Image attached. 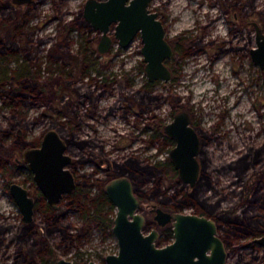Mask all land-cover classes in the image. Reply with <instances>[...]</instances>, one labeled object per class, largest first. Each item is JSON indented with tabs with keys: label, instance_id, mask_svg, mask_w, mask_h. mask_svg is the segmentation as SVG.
I'll use <instances>...</instances> for the list:
<instances>
[{
	"label": "rangeland",
	"instance_id": "1",
	"mask_svg": "<svg viewBox=\"0 0 264 264\" xmlns=\"http://www.w3.org/2000/svg\"><path fill=\"white\" fill-rule=\"evenodd\" d=\"M85 1L43 0L32 9L29 25L38 26L33 36L46 39L37 55V63L41 64L45 76L49 70L58 73L56 71L60 66L50 63L46 57L57 33L59 19L68 21L75 17L82 18ZM233 1L236 0L151 2V9L159 13V18L165 25L167 37L171 40L183 35L191 37L196 43L197 52L178 63L180 69L169 81L158 80L154 87H145L152 90L150 95H160L161 99L151 104L152 111L144 113L136 103L135 96L130 97L129 94H135L149 81L141 52V37L136 36L128 47H121L118 40L114 39L112 48L101 54L98 51L101 32L87 34V31L84 33L82 30L85 34L83 36L72 33V51L76 52L80 46L91 45L95 52L92 56L95 59L92 61V76L97 69L102 68L105 76L115 72L123 81L130 82L126 90L116 83L110 84L106 90L100 87L95 93L101 90L103 94L93 103L87 99L84 101L82 96H74L79 107L80 122L78 125H67L63 132L66 133L65 139L72 140L67 152L74 157L71 168L76 170L80 183L77 193L83 202H88L90 196L97 195L101 190L102 183L98 180H105L107 166L103 159L122 162L134 154L143 162H155L163 161L170 155L175 143L161 134L154 139L152 133L155 128L154 132H157L159 123L164 125L172 120L174 110H188L193 121L197 122L196 126L209 133V137L204 138L206 144L202 147L203 155L200 159L202 163H206V175L212 189L205 190L203 185L200 191L203 196L224 195L228 200H236L242 183L230 165L251 151L258 152L257 168H264V69L256 65L251 56V49L257 47L255 23L264 32V0H254L251 5H248L251 3L249 0H238L235 6ZM242 3L246 7L242 8ZM85 38L93 40L87 43ZM172 60L167 61L170 69ZM21 61L12 60L7 67L11 71L18 70ZM0 63L2 64V60ZM101 82L98 77V83ZM168 86L181 98V105L176 109L170 103ZM94 89L91 86L90 90ZM144 92L143 89L140 93ZM59 93L55 92L57 98ZM55 94H49L51 105L28 102L16 122L10 108L2 106L3 100L0 99V127L14 122L16 126L23 127L28 139L41 141L49 128L57 129L60 120L64 119L50 107H58L60 104L59 99H55ZM152 113L156 116L155 120ZM81 140L101 145L102 150L96 147L93 152H88L75 143ZM23 149H14L15 155L11 162H16V158L21 157ZM12 182L21 183L37 201L40 200V190L33 173L25 165L10 174L9 180L0 170V264H9L16 259L18 250L14 236L24 224L21 210L10 193L9 186ZM170 185V179L166 178L163 188H170L168 194L181 188V185L176 188ZM263 192L264 187L255 197L250 214L264 219ZM154 203L167 211H173L170 206L143 201L141 211L153 228L158 227L154 219L155 212L151 210ZM116 211L113 208L109 216H115ZM178 211L194 213L195 209ZM43 218L44 210L40 206L36 209L35 220L40 222ZM82 221L78 209H72L60 217L58 225L61 229L56 230L50 238L56 260L63 258L76 263L83 259V262L89 260L88 262L106 264V255L118 252L116 236L110 227L93 220L90 231L77 237ZM164 229L159 227L160 232ZM218 232L225 239V229L218 227ZM66 233H73L75 236H67ZM255 238L244 236L234 241L233 244L239 246L234 250L229 249L227 264H264V248L254 241Z\"/></svg>",
	"mask_w": 264,
	"mask_h": 264
},
{
	"label": "trees",
	"instance_id": "2",
	"mask_svg": "<svg viewBox=\"0 0 264 264\" xmlns=\"http://www.w3.org/2000/svg\"><path fill=\"white\" fill-rule=\"evenodd\" d=\"M237 1H233L232 4L237 5ZM249 1L251 3L248 5H251L254 0ZM6 7L11 9L7 10ZM241 7L246 6L242 3ZM0 10H2L0 18V60H2V64L0 63V99L3 100L2 106L10 108L15 122L28 102H44L51 105L49 94L54 95L56 91H59V97L57 98L55 94V99H59L60 104L58 107H50L64 118L60 120V126L57 129L62 135H65L63 129L66 130L67 125L72 126V123L78 125L80 122L79 107L74 100L75 95L82 96L85 98L84 101L87 99L93 103L102 94L101 90L99 93H95L100 87L106 90L110 84L116 83L126 90L130 85L128 80L123 81L115 72L109 76H103L102 83L99 84L98 77L102 75L100 69L95 77L87 80L93 68L92 61L95 59L92 56L95 52L91 45L80 46L76 52L72 51L70 43L72 40L69 38L74 31L83 36L85 32L83 33L82 30L85 28L88 31L92 30L91 26L80 17L60 22L58 33L63 38H58L49 47L46 54L50 63L60 66L56 71L58 73L49 70L45 76L41 71V65L37 63L39 46L44 40L39 38L35 43L33 38L22 36L21 27L25 25L24 13H18L19 8H14L11 2L0 0ZM17 36L20 38H16ZM85 39L87 43H91L93 40V38ZM172 42L176 47L172 66L176 71L179 68L178 63L194 55L197 50L196 43L191 37L177 36L172 39ZM12 60L21 61L18 70L11 71L7 67ZM108 80L110 84H107ZM92 85L95 86L93 91L90 90ZM155 85L156 82H146L135 94L129 93L130 97L135 96V101L142 110H150L151 104L161 99L160 95H150L151 89H145V87L152 88ZM143 89L145 92L141 94ZM168 89L170 102L176 109L180 106L181 98L172 91L171 86H168ZM67 141L68 143L72 142L71 139H67ZM39 143L40 139H28L23 127L16 126L14 122L6 127H0V170L8 177V180L10 174L19 169L17 162H11L15 155L14 149L36 146ZM75 143L88 152H93L94 148L98 146L89 140L75 141ZM99 147L102 150V146ZM257 154L258 152L251 151L230 165L242 183H239L240 190L237 192L236 200H228L224 195L205 197L200 194L203 185L205 190L212 189L206 175V165H202L198 184L193 189H188L187 185L182 184L179 180L177 170L169 157L163 161L143 162L136 155L131 154L122 162L111 159L103 160L111 166V176L128 175L131 178L135 193L142 201H156L162 206H170L174 211L194 208L195 213L214 218L218 227L225 229L224 240L227 246L230 250H234L239 245L233 244V242L238 241L239 238L244 236L255 238L264 234L263 217L250 214L255 197L264 187V168H257ZM166 178L170 179V186L176 188L181 185V188H174V192L168 194L170 188H163ZM39 196L40 200L36 203V209L40 206L43 207L44 218L40 222L34 220L32 224H22L19 227L14 236L18 254L16 259L9 264H54L57 262L50 238L56 230L61 229L58 225L60 217L72 209H78L83 219L76 234L77 237L90 231V223L93 220L110 228L113 227L114 218L109 216L113 204L103 189L96 196H90L88 202H83L77 192L67 195L57 210L47 203L41 192ZM66 235L75 236L73 233H66ZM171 237V231L165 232L161 242L169 241Z\"/></svg>",
	"mask_w": 264,
	"mask_h": 264
},
{
	"label": "water",
	"instance_id": "3",
	"mask_svg": "<svg viewBox=\"0 0 264 264\" xmlns=\"http://www.w3.org/2000/svg\"><path fill=\"white\" fill-rule=\"evenodd\" d=\"M33 0H13L17 4L31 3ZM153 0H86L83 18L91 27L101 32L98 43L100 53L108 52L118 40L121 47H128L136 36L143 42L141 52L145 61L148 80L154 82L171 78L167 61L174 56V50L167 39L166 28L159 13L151 9ZM115 25L114 38L109 35ZM257 47L251 49L256 65L264 69V32L255 23ZM165 132L177 140L170 157L185 184L194 187L200 175L198 160L200 139L195 128L190 125V115L181 111L166 125ZM68 143L56 128H49L38 146H28L21 152L18 162L26 165L46 199L54 209H59L66 195L76 190V175L70 168L74 157L67 152ZM10 193L18 204L23 223L35 220L37 200L19 182H12ZM109 200L116 207L112 232L116 236L118 252L105 257L106 264H226L227 247L219 235L215 220L195 213L169 212L156 208L155 219L159 226L172 222L173 241L159 246V231L146 232V218L139 212L141 202L135 195L129 176L114 177L105 185ZM264 248V235L254 240ZM57 264H75L60 259ZM85 264H98L90 261Z\"/></svg>",
	"mask_w": 264,
	"mask_h": 264
},
{
	"label": "flooded vegetation",
	"instance_id": "4",
	"mask_svg": "<svg viewBox=\"0 0 264 264\" xmlns=\"http://www.w3.org/2000/svg\"><path fill=\"white\" fill-rule=\"evenodd\" d=\"M7 1H9V2H11V5L14 7V8H16V9H18L19 8V10H18V13H24V20H25V25H24V27H21V34H22V36L23 37H27V38H33V40L35 41V43L38 41V39L39 38H42L43 40H44V42L39 46V52H40V50H41V46L42 45H44L45 43H46V39H44L43 37H38V36H36V37H34L33 35L35 34V31H36V29H37V27L38 26H30L29 25V23H30V19H31V17H30V13H31V11H32V9L35 7V5H36V3H40V2H42L43 0H33L31 3H25V4H17V3H14L13 2V0H5V2H7ZM86 2V1H85ZM85 5V4H84ZM7 8V10L8 9H11V8H9V7H6ZM6 8H5V10H6ZM84 8V7H83ZM2 9V8H1ZM13 10H15V9H13ZM2 10H0V18L2 17ZM17 13V12H16ZM82 18H83V11H82ZM74 19V18H73ZM84 19V18H83ZM72 20V19H71ZM60 22H64V19L63 18H60L59 19V21H58V23H57V33H56V35H55V38H54V41L51 43V45L54 43V42H56L57 40H58V38H63L62 36H60L59 35V33H58V28H59V24H60ZM86 22V21H85ZM89 24V23H88ZM90 25V24H89ZM91 26V25H90ZM20 27V26H19ZM91 29L92 30H89L88 31V29L87 28H85V30H84V32H86L87 31V34H89V33H92V32H94V31H96V30H94L92 27H91ZM114 31H115V25L113 24L112 26H111V29H110V32H109V35L112 37V38H114ZM73 33H78L77 31H74ZM72 35V34H71ZM70 35V36H71ZM16 38H20L19 36H17ZM35 38V39H34ZM70 38V37H69ZM168 40H169V42L171 43V45H172V47H173V50H174V55H175V53H176V47L173 45V42H172V40L170 39V38H167ZM17 43H19V41H17ZM113 44H114V42H113ZM50 45V46H51ZM49 46V47H50ZM113 46V45H112ZM112 48V47H111ZM49 49V48H48ZM38 52V53H39ZM47 52H48V50H47ZM107 53V52H106ZM102 54V53H101ZM104 54V53H103ZM174 57V56H173ZM173 57H172V59H173ZM171 60V59H170ZM253 60V59H252ZM254 62V61H253ZM167 64V63H166ZM41 65V64H40ZM168 66V65H167ZM171 66H172V62H171ZM42 68V67H41ZM94 69V67L91 69V74H92V70ZM100 70H101V76H99L100 77V79H101V81L103 80V76H105L104 74H103V72H102V68H99ZM170 69V68H169ZM178 69H180V68H178ZM171 70V78H172V76L174 75V73H176L178 70H174V68H173V66H172V68L170 69ZM42 71V70H41ZM98 72V69L96 70V73ZM111 73H113V72H110L109 73V75L111 74ZM89 75V77H87V80H89V79H91V78H93V77H95L96 76V74H94V76H92V75ZM109 75H107V76H109ZM170 78V79H171ZM110 79H111V76H110ZM158 80H156V81H154V82H157ZM148 82H150V81H148ZM102 83V82H101ZM107 84H110L109 83V80L107 81ZM92 86H94V85H92ZM95 87V86H94ZM173 89V88H172ZM103 94V93H102ZM101 95V94H100ZM99 95V96H100ZM98 96V97H99ZM180 101H181V99H180ZM171 103V102H170ZM172 104V103H171ZM181 105V104H180ZM173 106V105H172ZM173 109V108H172ZM145 111H147V110H143L142 111V113H144ZM148 111H152V109H150V110H148ZM181 111H187L188 113H189V115H190V125L191 126H193L194 128H195V130H196V132L198 133V136H199V139H200V150H199V155H198V160H199V163H200V167H201V169H202V165H206V163H202V160L200 159L201 158V156L203 155V154H201V152H203L202 151V147L206 144V141H205V143H204V138H208L209 137V133L208 132H204V131H202V129H199L197 126H196V124H197V122H194L193 121V118H192V115L190 114V112L188 111V110H182V109H180L178 112H175V110H174V112H173V117H172V120L170 121V122H167L166 124H164V125H162V123H159L158 124V130H157V132H154L155 130H156V128L154 129V131H153V133H152V137L154 138V139H156L157 138V135H163L165 138H167V139H169V140H171L172 142H174L175 143V146L177 145V140L175 139V138H173V137H171V136H169L166 132H165V127H166V125L167 124H169V123H171L174 119H175V115L176 114H178L179 112H181ZM92 116H94V115H92ZM152 116H153V113H152ZM151 116V117H152ZM155 117L156 116H153V120H155ZM195 124V125H194ZM149 127L151 126L152 127V125H148ZM59 131V130H58ZM62 135V134H61ZM63 137H64V135H62ZM66 141H67V139H66ZM91 142V141H90ZM67 143H68V141H67ZM92 143V142H91ZM40 144V143H39ZM38 144V145H39ZM69 144V143H68ZM92 144H95V143H92ZM38 145H36V146H38ZM96 145H98V144H96ZM99 146H101V145H98L97 147H98V149H100V147ZM174 146V147H175ZM26 147H28V146H26ZM26 147H24V148H26ZM103 147V146H102ZM173 147V148H174ZM96 148V147H95ZM172 148V149H173ZM171 149V150H172ZM171 150H170V153H171ZM167 157H169L170 159H171V157H170V155H168ZM166 157V158H167ZM165 158V159H166ZM18 159H21V157L19 158V157H17L16 158V162H17V164H18V166L20 167V166H22L19 162H18ZM164 159V160H165ZM171 161H172V159H171ZM74 162V161H73ZM173 163V162H172ZM259 164V161H258V163H257V165ZM26 166V165H25ZM173 166H174V164H173ZM27 167V166H26ZM70 168H71V166H70ZM175 168V167H174ZM72 169V171L74 172V174L76 175V183H77V187H76V190H75V192H77L78 190H79V188H80V183L78 182V178H77V174H76V170H75V168H71ZM201 169H200V173H201ZM105 173H106V177L104 178L105 180H98V182H100V183H102V184H100L101 185V190L103 189L104 190V192H105V185L111 180V179H113L114 177H118V176H121V175H117V176H111V173H112V168H111V166L109 165V164H107V166H106V170H105ZM178 173V172H177ZM128 176V175H127ZM178 177H179V175H178ZM199 177H200V175H199ZM130 178V177H129ZM131 179V178H130ZM179 180L181 181V179L179 178ZM132 181V180H131ZM198 181H199V179H198ZM133 183V182H132ZM152 183V182H151ZM181 183L182 184H185V183H183L182 181H181ZM197 184H198V182H197ZM196 184V185H197ZM187 185V188L188 189H193L194 187H190V185H188V184H186ZM133 189H134V184H133ZM100 190V191H101ZM74 192V193H75ZM73 193V194H74ZM134 193H135V189H134ZM105 194H106V192H105ZM70 195H72V194H70ZM107 195V194H106ZM135 195L137 196V194L135 193ZM67 196V195H66ZM96 196V195H95ZM44 197V196H43ZM108 197V196H107ZM138 197V196H137ZM65 198V197H64ZM139 198V197H138ZM109 199V198H108ZM46 200V199H45ZM139 200H140V202H141V204H142V200L139 198ZM154 202H156V201H154ZM113 204V203H112ZM159 204V203H158ZM161 205V204H160ZM157 207H160V206H158L157 204H153V206H152V208H151V210H152V212H155V216H156V208ZM113 208H116L115 206H114V204H113ZM112 208V209H113ZM141 208H142V206H141ZM141 208H140V210H139V212H141L142 213V211H141ZM162 208V207H161ZM185 209V208H184ZM117 210V209H116ZM165 210V209H164ZM179 210H183V209H179ZM169 212H182V211H178V210H176V211H169ZM187 213V212H186ZM195 213V212H194ZM143 214V213H142ZM195 214H197V213H195ZM81 215V214H80ZM144 215V214H143ZM199 215V214H198ZM115 216H116V214H115ZM115 216H112L113 218H115ZM145 216V215H144ZM155 216H154V219H155ZM200 216H206V215H200ZM208 218H212V217H209V216H207ZM145 218H146V216H145ZM213 220H215L214 218H213ZM155 221H156V223H157V225H158V227H152L151 226V223L147 220V218H146V225H145V231L148 233V232H150V231H152V230H154V229H157L158 231H159V238L157 239V244L159 245V246H164V245H166V244H168V243H170V242H172L173 241V237H174V234H173V225H172V222L171 223H168L166 226H159V223H158V221L155 219ZM215 222H216V220H215ZM113 223H114V219H113ZM217 223V222H216ZM114 225V224H113ZM159 227H162V228H165L162 232H160V230H159ZM111 229V231H112V228H110ZM168 231H171L172 232V237L170 238V240L167 242V243H165L164 245H161L160 243H162L160 240H161V238H162V235H164V233L165 232H168ZM161 233H162V235H161ZM161 235V236H160ZM224 240V239H223ZM224 242H225V240H224ZM225 244H226V247H227V252H228V256H229V248H228V246H227V243L225 242ZM228 259V258H227ZM83 259H80L79 261H77L75 264H82V263H86V262H88L89 260H86V261H82ZM227 264V263H226Z\"/></svg>",
	"mask_w": 264,
	"mask_h": 264
}]
</instances>
